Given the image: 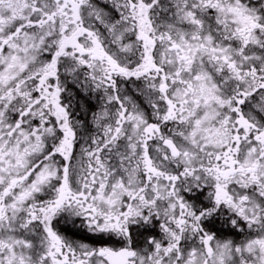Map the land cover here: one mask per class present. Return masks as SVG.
Returning a JSON list of instances; mask_svg holds the SVG:
<instances>
[{
  "label": "snow or ice",
  "instance_id": "snow-or-ice-1",
  "mask_svg": "<svg viewBox=\"0 0 264 264\" xmlns=\"http://www.w3.org/2000/svg\"><path fill=\"white\" fill-rule=\"evenodd\" d=\"M0 264H264V0H0Z\"/></svg>",
  "mask_w": 264,
  "mask_h": 264
}]
</instances>
